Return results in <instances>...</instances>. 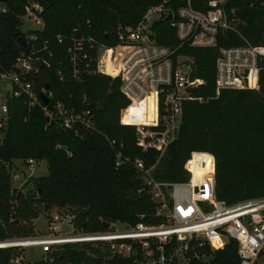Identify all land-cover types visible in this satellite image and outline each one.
<instances>
[{"label": "trees", "instance_id": "1", "mask_svg": "<svg viewBox=\"0 0 264 264\" xmlns=\"http://www.w3.org/2000/svg\"><path fill=\"white\" fill-rule=\"evenodd\" d=\"M160 1H0L6 6L0 11V68H9L21 49L15 32L25 34L20 26L31 3L42 6L43 27L29 31L39 40L74 32L114 43L119 27L134 25L149 5ZM205 2L192 0L197 8H205ZM250 2L230 0L227 6L235 7L243 21L238 24L239 31L251 43L264 46V4L250 6ZM157 26L164 31L158 37L160 42L177 43L168 21L161 19ZM241 42L237 32L226 30L219 34L216 46L181 49L192 58L196 75L204 81L194 88L203 100L183 102L177 138L159 155L156 150L142 151L136 145L135 125L141 107L120 91L119 78L90 72L75 79L66 56L67 41H52L51 64L43 65L28 78L37 91L47 83L52 100L75 105L79 110L90 108L96 127L77 134L55 121H47L41 107H28L24 96L8 98L9 117L0 136V240L32 233L34 218L53 207L58 212L70 210L76 227L93 231L105 229L104 221L122 225L138 220L159 222L161 218L154 216L155 202L143 173L134 166L136 157L150 168L154 178L182 181L190 175L193 152H207L214 159L217 198L231 204L264 195V56L260 60L258 89L224 88L216 95L214 88L218 45ZM144 105V118L150 121L151 98ZM109 139L122 143V152L131 159L129 162L115 164ZM28 158L45 159L48 173L30 176L32 186L16 190L11 187L12 162L21 159L24 164ZM195 161L199 159L195 157ZM237 246L236 239L229 237L223 249H207L211 263L239 264ZM18 248L0 247V264H10V258L19 255ZM55 255L57 264H100L105 252L101 243L66 242L57 247Z\"/></svg>", "mask_w": 264, "mask_h": 264}, {"label": "built area", "instance_id": "2", "mask_svg": "<svg viewBox=\"0 0 264 264\" xmlns=\"http://www.w3.org/2000/svg\"><path fill=\"white\" fill-rule=\"evenodd\" d=\"M176 1L162 0L149 5L134 25L117 29L114 43L74 32L58 33L44 40H39L32 32L22 34L25 44L20 45L11 66L0 68V90L4 96L0 99V128L6 126L9 117L8 98L24 96L28 107H41L48 116L47 121H55L77 134L95 129L90 108L79 110L75 105L52 100L51 90L42 87L37 91L28 78L43 65L51 64L52 41H67L66 56L75 79L90 72L119 78L120 91L141 107L135 125L136 145L142 151L156 150L159 155L177 138L183 102L203 100L194 88L203 85L204 81L196 75L192 58L181 52L183 47L216 46L220 33L237 32L241 43L218 45L214 63L215 93L217 95L224 88L258 89L264 46L251 43L239 31L238 24L243 21L235 7L227 6L230 0H206L205 8L195 7L192 0ZM263 4L264 0L250 2V6ZM5 9L1 3L0 11ZM41 10L40 4L31 3L26 14L42 28ZM161 19L168 21L174 30L176 44L159 41L160 33L164 32L157 29ZM183 64H187L188 70L183 69ZM191 70L194 71L193 80H189ZM41 93L49 98L47 103L43 102ZM146 98H151L152 102L153 119L150 121L144 118ZM83 100L87 102V97ZM109 143L115 152L117 166L131 160L123 154L122 143L115 139H109ZM35 161L28 158L25 164L33 167ZM133 163L143 173L148 192L155 202L154 216L161 218L159 222L138 220L132 225L121 224V228H116V222H109L103 230L80 228L74 232L73 227L71 232L59 234L63 218L56 211L48 216L46 233L2 239L0 247L38 246L42 254L36 264H57L55 250L66 242L101 243L105 256L100 264H215L211 263L207 249H223L228 238L233 237L238 243L239 264H253L264 246V195L231 204L217 198L214 159L207 152H193L190 175L182 181L154 178L150 168H145L138 157ZM20 260V255L10 258L11 263Z\"/></svg>", "mask_w": 264, "mask_h": 264}, {"label": "rangeland", "instance_id": "3", "mask_svg": "<svg viewBox=\"0 0 264 264\" xmlns=\"http://www.w3.org/2000/svg\"><path fill=\"white\" fill-rule=\"evenodd\" d=\"M20 28L22 32L26 33L29 32L30 30L40 29L41 25L36 23L30 16L25 14L22 17V23ZM3 97L4 96L0 90V99ZM4 128L5 127L0 128V136L2 135ZM10 170L12 174L11 187L16 188V190L18 189L26 190L30 188L32 186L30 176H40L48 173L47 161L45 159L36 160L33 167L26 166L25 163L24 164L22 163L21 159H15L12 162V166ZM56 211H57L56 207H53L47 211H42L36 218H34L35 225L32 233L27 235H13L9 238H21V237L30 236L31 234L39 235L46 233L48 215H51ZM59 212L62 214L63 221L60 222L61 229L57 233L65 234L71 232L73 227H74V232H77L79 228L76 227L71 211L66 210L64 208V209H60ZM115 226L116 228L122 227L120 222H116ZM17 250H18L17 254L20 255L21 260L17 263L10 262V264H35V262L40 258L42 254L38 246L19 247ZM253 264H264V246L262 247L261 253L253 262Z\"/></svg>", "mask_w": 264, "mask_h": 264}, {"label": "water", "instance_id": "4", "mask_svg": "<svg viewBox=\"0 0 264 264\" xmlns=\"http://www.w3.org/2000/svg\"><path fill=\"white\" fill-rule=\"evenodd\" d=\"M0 1H4V0H0ZM167 17H169V15ZM15 35H16V41H17V43L19 45H21V46L24 45L25 44V38H24V36L22 34H20L18 31L15 32ZM183 69L184 70H188L187 64H183ZM193 79H194V71L191 70L189 72V80H193ZM48 86L49 85L46 83L45 84V87L48 88ZM40 96H41V98H42V100H43L44 103H47L48 102L49 98L44 93H41ZM45 119L48 120V116H45ZM108 225H109V222L108 221H104L103 222V227L104 228H107Z\"/></svg>", "mask_w": 264, "mask_h": 264}, {"label": "bare ground", "instance_id": "5", "mask_svg": "<svg viewBox=\"0 0 264 264\" xmlns=\"http://www.w3.org/2000/svg\"><path fill=\"white\" fill-rule=\"evenodd\" d=\"M148 98H146L145 100H147ZM145 103V102H144Z\"/></svg>", "mask_w": 264, "mask_h": 264}]
</instances>
